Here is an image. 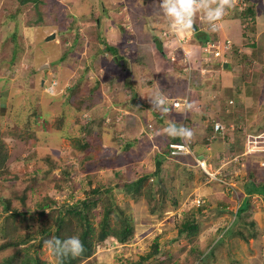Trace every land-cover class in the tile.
Instances as JSON below:
<instances>
[{"label":"rangeland","instance_id":"obj_1","mask_svg":"<svg viewBox=\"0 0 264 264\" xmlns=\"http://www.w3.org/2000/svg\"><path fill=\"white\" fill-rule=\"evenodd\" d=\"M242 6L235 16L231 10L225 11L220 20L228 18L237 22L249 2ZM31 7V3L19 6L17 0H0V91L7 90L6 109H0V139L6 143L9 153L0 174V194L11 200L10 207L19 214L30 212L27 217H10V213L0 209V221L4 220L3 229L0 223V246L27 232H31L36 241L0 249V263L29 244L36 248L40 238L37 230L49 224L54 213L52 207H48L38 215L39 204L71 203L92 187L112 186L114 202L132 219L133 235L124 245L109 239L95 241L92 259L80 264H116L118 258L136 261L151 250L156 239L162 244V251L147 264H198L197 260L213 248L210 264H243L241 260L259 264L261 223L254 216L256 207H264L261 198L264 185L259 180L264 174L258 164L261 138L254 139V153H245L243 136L235 152L228 150L226 155L216 152L215 156H220L217 158L214 151L209 152L214 162L226 167L218 169L214 182L207 183L202 172L195 173L189 166L192 162L188 159L162 157L169 137L165 128L174 117L157 109L153 103L158 98L169 102L180 99L173 98L175 96L188 98L184 95L187 92L203 101L202 93L206 92V97L215 93L216 101L223 103L222 111L225 107L231 110L229 116H222L224 123L232 122L235 113L245 114L247 110L239 104L244 96V78L236 72L241 69L239 63L248 64L247 49L249 55L255 57L249 42L239 49L240 57L235 55L240 61L235 60L231 71L236 74L229 82L223 69L221 75L218 69L206 74L199 72V60L204 56L200 47L205 38L202 35L197 42L190 36L184 48L191 65L193 54L198 62H195L196 69L192 68L193 72L189 73V79L180 65L182 50L174 43L173 35L170 36L169 20L162 10L161 0H44L40 23H34L36 18ZM194 23L199 33L205 30L206 38L214 37V30L203 13L194 16ZM241 24L244 32L251 28ZM104 44L116 47L129 60L133 89L124 85L114 54L102 52ZM254 60L252 68L248 64V69L251 74L255 69L259 79L255 91L248 88L247 95L257 98V90L264 83V75L258 72L264 73V54ZM74 87L79 90L70 93L69 89ZM134 93L136 97L132 102ZM164 105L172 108L166 102ZM181 112L176 119L184 121L197 111L191 108L186 113ZM249 113L251 117L252 110ZM154 114L163 117V121L158 122ZM211 118L206 122L212 126L217 119ZM14 134L22 135L24 140ZM77 139L86 140L89 146L80 149L79 144H75ZM97 144L101 146L97 154L102 159L95 164L87 162L90 157L88 160L85 157L89 151L92 154L97 150ZM128 144L132 146L126 148ZM156 160L162 161L160 174L167 196L163 210L150 214L143 198L131 199L114 186L123 180L135 179L139 172H153ZM183 160L190 170L186 174L180 172V167L185 166ZM212 167L207 169L215 174L216 168ZM248 178L251 180L248 184L255 189L258 187L261 196L257 194L259 197L255 195L250 199L252 207L235 219ZM22 194L24 200L20 198ZM197 195L203 200V215L196 214L201 222L198 232L174 240L183 218L196 213L198 207L193 206L192 201ZM159 197L163 200L161 193ZM181 206L183 211L178 214ZM99 207L94 213L99 212ZM37 252L40 258H46L47 264H57L46 244Z\"/></svg>","mask_w":264,"mask_h":264},{"label":"trees","instance_id":"obj_2","mask_svg":"<svg viewBox=\"0 0 264 264\" xmlns=\"http://www.w3.org/2000/svg\"><path fill=\"white\" fill-rule=\"evenodd\" d=\"M17 2L19 6H24L28 3H31L32 4L31 10L34 13V17L36 18V20H34V23L41 22L42 19L41 6L44 0H17ZM246 2H248V0H245L244 5ZM230 5H231V0H230ZM228 9L229 6L226 5V11ZM231 11L232 14L235 16L237 13V9L234 8ZM240 13H241L240 17L244 20L251 18L254 14L253 5L250 4L248 7L243 8ZM244 22L247 23L248 20ZM198 30L195 33H193V35L196 36L201 33L204 36V38H206L207 33L205 34V30L203 32L200 31V33ZM209 38L213 39L214 37H210L209 35ZM209 38H206L204 40L207 41ZM104 51H109L112 54H114V62L119 66L120 74L124 76V85H126L129 88H132V83H131L132 73L130 70L129 60L123 54L119 53V50L114 46L104 44V46L102 47V52ZM76 87H74V89H69L70 93L73 92L76 93V91L79 90V89L77 90ZM135 97L136 95L134 93V95H132L131 98L132 102L135 101ZM0 98L3 100L4 99L3 95ZM158 122H161V119H158ZM238 124L239 123L233 126L234 128L232 132H234V135L242 133V126L240 125L238 127ZM224 127L226 131L229 132L226 126ZM260 127L264 129V122ZM207 129L208 130L210 129L211 131L213 130L211 125ZM224 134L227 135L226 132ZM14 136L21 140H24L22 139V135L20 134H14ZM215 136H220V134L215 133ZM178 139L179 137L173 138L169 136L168 143L176 142L178 141ZM14 140H12V142ZM168 143L165 144L166 146L162 150V153H164L162 154V157L164 158L167 155H169V151L167 147ZM75 144H79L78 146L80 147V149H85L89 146V143L86 140H83L81 142V140L77 139L75 141ZM129 146H132V144H128L126 148H128ZM95 148L97 149L96 151H92V154L91 151H89L88 156L85 157V159L87 160L88 157H90V159L87 162L92 161V163L95 164L98 163L99 159H102L101 157H99V154H97L98 151H100L101 146L97 144ZM8 158H9V153L7 150L6 143L1 138L0 139V174L3 172ZM190 161L192 162L193 160ZM161 165H162V161L156 160L155 163L156 169L153 172L151 173L139 172L135 179L130 181L123 180L121 183L119 182L115 184L114 187L116 189H119V192L123 193L125 196H128L131 199L143 198L149 207V213L156 214L158 210L160 209L163 210L165 197L167 196L166 194L167 187L160 174L162 171ZM186 165L188 164H185V166L180 167V172L186 174L187 172L190 171L189 169L186 168ZM154 186H156V189H154ZM255 190L257 189L254 188L252 192L251 190H247V192L245 193L247 197L246 199L244 197V200L242 201V205L239 204L234 215L235 219L240 218L241 214L246 213L250 209L251 207L250 198L254 195L253 193L257 192ZM112 191H113L112 186L107 188H102L101 186H95L90 188L82 198L79 199L77 198L71 203L65 202L61 204H57V203L54 204L53 202H47V203L39 204L38 207L40 210L36 212L38 215H42L44 213V210L48 207L50 208L52 207L51 209L54 210V213H52L51 215V221L49 222V224H45L37 230V233L40 236V238L38 240V244L36 248L34 249L35 246L33 244H29L25 248H22V250H16L13 253V255L7 257L6 259H3L0 264H47L48 261H46V258H40L39 256L40 254L37 251L45 244V241L47 239L53 236H57L63 239L71 235H78L85 246L84 252L76 257H72L71 255L66 257L53 256L56 258L57 264H80L85 260L87 261L91 260L94 254L95 241L102 242L106 239H109L111 240V242L117 243V245L127 244L128 241L131 239V236L133 235V230H134L133 222L129 214H126L125 211L121 209L114 202V194ZM160 193H161V197H163V200L160 199L159 197ZM14 196L18 197L16 194H14ZM24 197H25L24 194H22L20 198L24 200ZM47 200L48 199H46V201ZM10 204H11V200L0 194V209H2L3 212L10 213V217H15V216L27 217V215L30 213L26 211L22 214H19V211L17 209H13L10 207ZM202 204L203 203H201V205L199 206H196L198 207L196 209V213L193 212L190 215H186L183 218V220L181 221V223L177 228V232L174 240L179 238L181 235H185L186 237H191L196 235L201 224L199 220L200 218H197L196 214L203 215ZM98 205H100L99 212L96 214L94 213V211L98 207ZM3 222L4 220L0 221L1 229H3L4 227ZM240 236L244 237V235L241 233ZM33 240L36 241L34 235L31 232H27L23 235L15 236L13 240L12 239L7 240L6 243L0 246V249L15 247V246L18 247L22 244H26L29 241H33ZM217 244H220V240L217 242ZM214 249L215 248H213V250L211 249L206 255H204L202 258H199L197 260L198 264H210L209 259L210 257H213ZM161 251H162V244L157 242L156 239L152 243L151 250L146 254H144L143 256L139 257L138 260L130 261V260H125L123 258H118L116 264H147L149 260L157 259L160 256Z\"/></svg>","mask_w":264,"mask_h":264},{"label":"crops","instance_id":"obj_3","mask_svg":"<svg viewBox=\"0 0 264 264\" xmlns=\"http://www.w3.org/2000/svg\"><path fill=\"white\" fill-rule=\"evenodd\" d=\"M248 2H249V5L250 4L253 5V13L254 14L251 18L244 20L240 17V18H238L237 22L233 21V20L231 21L228 18H224L220 21H216L217 27L214 30V35H213L215 39L220 41V43L230 42L231 45H233L232 50L227 52L224 55L222 60L215 62V68L220 70V75H221V71L223 69L222 73H223L224 77L229 82H230V79L232 78V76H234L236 73L238 75H241V77L244 78V83H243L244 96L242 97L239 104L241 106H243L244 109L247 110V112H245V114H243V115H239V114L235 113L232 116V120H233L232 122L224 123V121L222 120V116H224V118L229 116L228 112L231 111L230 108L225 107L224 111H222V108L220 106L223 103L216 101L217 98H214V96H213L215 93H212L209 97H206L205 96L206 92L201 94V95H203V101H201V99H196V97H195L196 94L194 95V93L192 94V96L188 92L184 93V95H188V98H189V109H188V111H190L191 108H193L194 110L197 111V112H193L192 115L189 114L188 115L189 118H187V117L184 118V121L176 119V117H178L180 115V113L182 115V112H181L182 109L169 108V111L167 112L168 114H173L172 116L174 117V120L171 121L170 123L175 122L177 124H183V125L191 128V129H192L191 125H193L195 127V129L192 130V136L190 138V140H191V152L192 153L177 156V157H184V159H188L189 161L193 160L192 163L189 164V166H191L192 169H195L194 170L195 173H197V171L201 172L195 163V160H194L195 157L205 159L208 168H210V167L213 168L212 165H214V167L216 168L215 173H219L218 169H222L223 167H226V166L221 164V163L218 165L217 162H214V158L213 159L211 158L212 155L210 156V155H208V153L209 152L212 153L214 151V156H215L216 152L223 153L224 155L227 154L228 150L235 152L237 150V144L241 143L239 138H240V136H243L244 142H242V143H243V147L245 148V153L248 152L246 150L249 148V146L252 144V141L255 138H261L260 142H259V144H260L259 153H261V154H260V160L258 161V164H259V169L262 171V175L264 174V136H263L264 129H262L260 127L262 125V123L264 122V116L261 115V113L264 114V111H262V109L264 110V83L262 84V88H261L262 92H261V89L257 90V95H258L257 98H253L250 95H247V89L248 88H252V91H255V84L257 83V80L259 79V77H256L255 69H254V72H252V74H251L250 69H248V64H249L250 68H252L250 65V62H252V64H253V62H255L254 59H257L258 55L264 54V12H262V14H261V11L264 10V1L263 0H250V1L248 0ZM233 18H237V17H233ZM247 20H248V22L245 23L244 21H247ZM242 22L245 24H248V27L250 26L251 28H248L247 30H245V32H244V30L242 31V29H241V27H242L241 23ZM196 30H197V27H196ZM196 30H195V32H196ZM203 31L204 30L201 29V32H203ZM237 31H239V34L237 33ZM192 36L195 40H197V42L201 41V36H202L201 33L199 35H196V36H200V37H196L194 35H192ZM246 41L249 42V45L251 46V48L254 49L255 57H253L254 55H252V54H251L252 55V57H251V55H249V51L247 49V51H245V53L248 54L247 55L248 64L247 63H243V64L239 63V65H240L239 68L241 67V69L239 71H237L235 74H233L231 69L234 70L232 67L234 66V63L236 62L235 60H237V62L240 61L238 58H236L235 55H238V57H240V55L238 54L239 49H241V47H243L245 45H248ZM186 43H187V41L185 43H183L181 46L184 51H185L184 45ZM178 54H180V53H178ZM192 60H193V62H192L193 68L196 69L195 67L197 64L195 62H198L197 56L193 54ZM199 63H200V60H199ZM258 72H260L262 75H264V73H262V71H258ZM248 75H249V77H248ZM246 80H248L249 82H247ZM195 91H196V89H195ZM2 95H3L4 99L2 100L0 98V100H1L0 101V109L3 111L6 109L7 90L0 91V97ZM173 98L178 99L181 97L175 96ZM215 101L217 102L216 104H215ZM200 103H202L201 106L199 105ZM198 109H202V110L199 111ZM250 110H252L251 117H249V114H250L249 111ZM178 112H180V113H178ZM206 112H209V114L207 115ZM257 112H258V115L260 114L259 116L256 114ZM167 116H170V115H167ZM212 116H215V118L217 119L218 122H219V120H221L220 122L224 126H226L227 130H229V132L225 131L227 135L224 134V135H220L221 137H219V138H214L215 133L212 132L213 130L210 133V129L209 130L207 129L210 127V123H207L206 121H208V119H210ZM241 116H243V117H241ZM154 117L156 118V120L161 119V122L163 121V117L158 116L157 114H154ZM211 120H212V118H211ZM224 120L226 121V119H224ZM203 122H206V124L203 125ZM237 123H239L238 127L240 125L242 126V133L234 135V132H232V130L234 128L233 126H235ZM227 125L230 127H228ZM104 139H105V137H104ZM168 139H169V137H168ZM135 140H137V139H135ZM204 152H206L207 154L206 155L203 154ZM254 152H255V150H251L250 153H254ZM189 156H190V158H189ZM177 157H174V158H177ZM217 157H220V156L217 155ZM184 161L185 160H183V164H185ZM254 163H256V162H254ZM220 165H223V166H220ZM254 166L256 168V166H258V165H254ZM254 166L250 170H253ZM203 177L205 180H207V183L214 182L213 180H209V178L205 175H203ZM259 180H260V183L264 185V177L259 178ZM250 181L251 180L249 178L245 181L244 187H243L244 192H247V190H251V192H252L254 190V187H252L248 184V182H250ZM260 183L258 182V184H260ZM255 191H257V190H255ZM253 194H254V196L255 195L261 196V194L258 192H255ZM244 197H245V199L247 197L245 195V193H244ZM261 198L264 199V197H261ZM243 200H244V198L242 199V201ZM242 201H241V205H242ZM251 207H252V204H251ZM255 209H257V210L255 212L254 217L257 221H259V223H261L260 228H261V233H262L261 238H260V243L262 244V249L259 250V253L257 256L259 257V261H260L259 264H264V210H263L264 207L258 206ZM246 248H247V246H245L244 251L246 250ZM254 248H257V247H254ZM257 249H259V248H257ZM241 261L243 264H250L244 260H241Z\"/></svg>","mask_w":264,"mask_h":264},{"label":"clouds","instance_id":"obj_4","mask_svg":"<svg viewBox=\"0 0 264 264\" xmlns=\"http://www.w3.org/2000/svg\"><path fill=\"white\" fill-rule=\"evenodd\" d=\"M226 5L231 8L228 10H232L230 0H215V2L214 0H161L162 10L169 20V27L173 31H190L192 29V25L194 24V16L198 12L203 13L206 21L209 23V26L215 30L217 27L216 21H219L225 15ZM193 33H195V31ZM192 35L193 34H191V36ZM171 38H173L174 43L177 44L175 37L172 36ZM232 47L233 45H231L229 51L232 50ZM226 53H224V55ZM222 59L214 60L212 63V69H216L215 62ZM179 62H181V58ZM250 65H253L252 62H250ZM153 103L157 109L162 110L164 113L169 111L168 107L164 105V100L162 98L155 99ZM165 132L173 138L184 137L187 139L192 136L191 128L175 122L169 123L165 128ZM254 197L255 196L253 195L250 199H253ZM45 244L55 257H66L69 255L76 257L84 252L85 247L78 235H71L63 239L53 236L47 239Z\"/></svg>","mask_w":264,"mask_h":264},{"label":"built area","instance_id":"obj_5","mask_svg":"<svg viewBox=\"0 0 264 264\" xmlns=\"http://www.w3.org/2000/svg\"><path fill=\"white\" fill-rule=\"evenodd\" d=\"M244 2L245 0H231V7L239 9L244 4ZM168 31L172 33L170 35H173L175 37V40L179 48L182 50L181 63L183 64L182 66H183V71L185 72V75H187V77L189 78L190 77L189 73L191 71L193 72L194 69L192 70L193 66L190 63L188 52L184 51L181 46L191 36V30L190 31H178V30L173 31L170 27H168ZM230 47H231V44L229 42L220 44L218 40L216 41V40H213L212 38H209L207 41H205L204 45L201 47V50H200L204 53V56L200 59V68H198L199 72H201V74H206L207 72H210L211 70H213L212 69L213 61L217 59H222L224 56V53L229 51ZM164 102H166V105L170 104L172 108L180 107L179 109H182L185 112H187L189 109V99L187 97L183 99L180 98L178 100H173L171 102L165 99ZM212 128H213L214 133H218L222 135L226 131L224 125L222 126V124L217 121H213ZM255 143L256 142L253 140L252 144L249 146L247 151L254 150L255 148H253V146H255ZM167 147H168L170 157L181 155V153L189 154L191 152V141L189 138L185 139L184 137H179L178 141L169 142L167 144ZM194 160H195L197 167L200 169V171L204 175H206L209 178V180L216 179L217 173L214 174L208 171L207 169L208 166L206 164L205 159L195 157ZM192 203H193V206H199L201 203H203V200L200 197L195 196L193 198ZM181 207H182V210L177 211L178 214H180L183 211V206Z\"/></svg>","mask_w":264,"mask_h":264},{"label":"water","instance_id":"obj_6","mask_svg":"<svg viewBox=\"0 0 264 264\" xmlns=\"http://www.w3.org/2000/svg\"><path fill=\"white\" fill-rule=\"evenodd\" d=\"M192 30L195 31L196 30V26L193 24L192 25Z\"/></svg>","mask_w":264,"mask_h":264}]
</instances>
